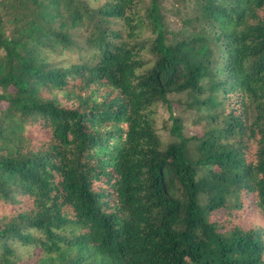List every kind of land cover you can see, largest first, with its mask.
Instances as JSON below:
<instances>
[{
	"label": "trees",
	"instance_id": "16d2710c",
	"mask_svg": "<svg viewBox=\"0 0 264 264\" xmlns=\"http://www.w3.org/2000/svg\"><path fill=\"white\" fill-rule=\"evenodd\" d=\"M164 1L0 0V264H264V0Z\"/></svg>",
	"mask_w": 264,
	"mask_h": 264
},
{
	"label": "rangeland",
	"instance_id": "374dc122",
	"mask_svg": "<svg viewBox=\"0 0 264 264\" xmlns=\"http://www.w3.org/2000/svg\"><path fill=\"white\" fill-rule=\"evenodd\" d=\"M164 4L168 8L167 17L172 27L179 28L181 26V19L179 15L170 12L169 9H182L180 7L172 8L171 0H165ZM168 99V103H162L159 106L158 131L163 142L167 143L174 139V137L169 133V127L173 123L174 116H180L183 119L184 132L188 136L198 132L201 129L202 124L198 121L197 111L188 104V95L184 92L171 93L168 95Z\"/></svg>",
	"mask_w": 264,
	"mask_h": 264
}]
</instances>
